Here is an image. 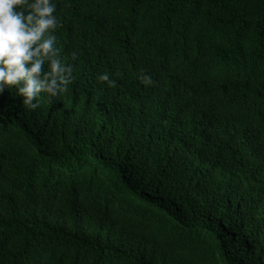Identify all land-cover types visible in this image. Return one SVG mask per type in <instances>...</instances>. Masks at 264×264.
<instances>
[{
	"label": "trees",
	"instance_id": "1",
	"mask_svg": "<svg viewBox=\"0 0 264 264\" xmlns=\"http://www.w3.org/2000/svg\"><path fill=\"white\" fill-rule=\"evenodd\" d=\"M56 3L69 90L0 93V264H264V0Z\"/></svg>",
	"mask_w": 264,
	"mask_h": 264
},
{
	"label": "clouds",
	"instance_id": "2",
	"mask_svg": "<svg viewBox=\"0 0 264 264\" xmlns=\"http://www.w3.org/2000/svg\"><path fill=\"white\" fill-rule=\"evenodd\" d=\"M60 24L56 0H0V93L15 86L24 106L35 110L42 93L52 98L69 90L73 67L63 61L56 43ZM98 79L109 87L118 85L108 72ZM139 79L152 83L147 74Z\"/></svg>",
	"mask_w": 264,
	"mask_h": 264
}]
</instances>
